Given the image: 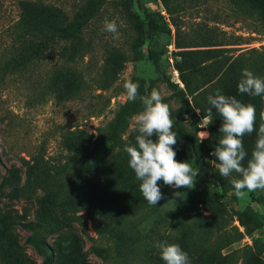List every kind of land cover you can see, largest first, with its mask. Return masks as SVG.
Segmentation results:
<instances>
[{
	"label": "rangeland",
	"instance_id": "1",
	"mask_svg": "<svg viewBox=\"0 0 264 264\" xmlns=\"http://www.w3.org/2000/svg\"><path fill=\"white\" fill-rule=\"evenodd\" d=\"M179 1L184 9L177 15L187 31L200 29L198 24L218 26V38L224 31L231 40L238 36L249 43L233 48L264 46V32L251 33L249 25L237 19L224 0ZM129 11L142 19L150 16L158 31L146 22L145 33L138 35ZM106 20L117 23L119 39L103 30ZM175 33L162 0H134L133 6L118 0L71 43L74 61L49 56L0 86V264H42L44 256L27 243L32 235L49 246L53 264H165L156 247L159 242L178 244L190 264H241L245 249L264 259V190H245L243 197H237L231 181L239 175L221 177L212 163H219L212 152L206 153L202 165H194L191 159L190 140L199 139L200 131H207L210 137L213 121L202 129L205 118L197 120L193 110L186 109L183 138L173 147L178 162L199 168L195 186L177 189L159 181L163 199L155 206L144 199L141 181L129 167L130 157L124 151L126 146H137L134 117L123 136V149L111 155L95 152L99 130L127 100L122 89L126 80L143 78L147 87L154 81L155 89L170 98L172 110L180 108L171 85L184 89L176 67L179 50ZM137 51L144 54L142 60ZM78 150L87 156V162L97 163L99 171L80 182L82 204L60 207L54 224L41 225L36 214L42 193L23 190L33 178L28 168L50 173L65 170ZM14 189L19 191L12 198L9 194ZM100 196L103 202L95 199ZM177 213L183 218L184 232L178 227ZM133 221L150 237L137 256L124 263L116 254L117 231ZM29 222L39 227L29 231L20 225Z\"/></svg>",
	"mask_w": 264,
	"mask_h": 264
},
{
	"label": "trees",
	"instance_id": "2",
	"mask_svg": "<svg viewBox=\"0 0 264 264\" xmlns=\"http://www.w3.org/2000/svg\"><path fill=\"white\" fill-rule=\"evenodd\" d=\"M121 1V0H120ZM133 6L134 0H122ZM234 10L237 19L244 21L252 29L251 33L264 32V0H224ZM118 0H0V86H5L11 76L23 74L30 67L38 64L49 56L68 58L74 61L70 46L79 40L89 28L102 19L109 6L116 5ZM167 13L170 15L172 25L176 30L175 45L179 50L176 63L184 89L178 84H171L176 91L172 95L180 102V108L173 111L170 98L163 97L164 103L169 104L174 120L173 131L176 133L177 142L184 135L182 126L183 114L186 109H192L195 118H206L212 106L208 102L209 95H215L219 90L222 95L235 97L244 105L251 104L256 109L255 130L245 134L242 138L244 149L247 153L242 162L247 166L251 159L252 151L258 139L259 127L264 124V96H250L238 91V84L244 78L243 70H250L255 76L264 79V46L260 48H233L249 44L245 38L234 36L231 40L226 32L222 38L217 37L215 30L218 26L198 24L196 30L187 31L181 23L177 13L183 10L179 0H162ZM11 7L8 15V9ZM138 35L145 33V24L155 32L158 31L154 19L148 16L142 19L137 13L129 11ZM8 22L6 19H8ZM254 27V28H252ZM204 33V34H203ZM143 45L140 41L139 46ZM91 47V42H89ZM64 51V52H63ZM236 52L237 54H234ZM137 58L142 60L144 54L137 51ZM132 82L139 84L140 95H150L155 88L151 81L143 78H133ZM125 92V89L122 88ZM144 109L143 104L137 99L128 101L116 113L109 124L99 130L95 142V152L111 155L123 149L125 142L123 136L133 117ZM199 115H197V111ZM212 125L210 137L200 142L198 138L191 139V159L194 165L204 164L206 153L213 152L218 145L223 133L219 131L223 118L212 109ZM157 139L155 136L154 141ZM82 150H78L69 160L65 170L50 173L30 166L28 172L33 178L26 185L29 193H42L41 207L37 212V219L41 225L51 226L55 222V214L60 207L76 206L83 203L84 198L80 191V182L88 175L99 171L97 163L87 162ZM25 164L29 162L22 160ZM19 190L10 192V197H17ZM95 196V195H94ZM103 202V196L95 197ZM182 216L177 213L176 221L181 232L185 231ZM241 221V220H240ZM22 228L34 231L39 226L37 223H21ZM149 235L140 228L138 221H133L122 226L117 231L116 254L119 260L130 263L146 244ZM40 254L44 256L42 264H53L51 249L46 242L32 235L27 239ZM231 242L223 244L221 249ZM244 260L241 264H264V259L250 249H245ZM225 264L226 262H219Z\"/></svg>",
	"mask_w": 264,
	"mask_h": 264
},
{
	"label": "clouds",
	"instance_id": "3",
	"mask_svg": "<svg viewBox=\"0 0 264 264\" xmlns=\"http://www.w3.org/2000/svg\"><path fill=\"white\" fill-rule=\"evenodd\" d=\"M104 31L120 38L118 25L115 21H105ZM243 79L238 84L241 94L250 96H264V79L255 76L250 70H243ZM139 84L126 80L123 83L126 98L135 102L137 99L144 109L134 117L133 128L139 133L136 136L137 146H126L124 151L129 155V167L136 178L141 181L139 187L144 199L149 205L155 206L161 199L159 181L172 188L192 189L199 168H193L189 162H178L174 145L177 143L176 133L172 130L174 120L169 104L162 102L163 96L157 89H152L150 95H140ZM208 102L223 118L219 129L223 137L219 140L215 150L210 155L216 157L219 163L212 161L218 168L221 177H228L232 173L239 175L233 179L237 197H243L245 190L254 192L264 190V124H261L258 139L252 151L247 166L243 165L247 153L242 138L255 130L256 109L253 105H244L235 97L222 95L219 90L215 95H209ZM212 109L208 110L204 129L212 122ZM197 111V110H196ZM199 114V112L197 111ZM155 135L154 141L151 137ZM199 141L209 138L207 131L197 132ZM161 259L165 264H190L188 254L178 244L159 242Z\"/></svg>",
	"mask_w": 264,
	"mask_h": 264
}]
</instances>
